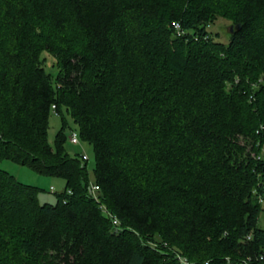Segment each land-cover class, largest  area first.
<instances>
[{
	"label": "trees",
	"instance_id": "1",
	"mask_svg": "<svg viewBox=\"0 0 264 264\" xmlns=\"http://www.w3.org/2000/svg\"><path fill=\"white\" fill-rule=\"evenodd\" d=\"M263 149L264 0H0V264H264Z\"/></svg>",
	"mask_w": 264,
	"mask_h": 264
},
{
	"label": "rangeland",
	"instance_id": "2",
	"mask_svg": "<svg viewBox=\"0 0 264 264\" xmlns=\"http://www.w3.org/2000/svg\"><path fill=\"white\" fill-rule=\"evenodd\" d=\"M214 37L217 35V40L226 44L229 40V22L218 19L208 29ZM177 35V34H176ZM43 58H46L44 62V69L48 74L55 76L57 74V67L54 64V60L47 53L42 54ZM68 127L64 130L66 141L64 148L66 153L70 157H80L81 155L87 156L88 160L86 163L87 172L89 175L90 185H94L93 169L95 166V154L90 144L80 140L77 132V127L72 119L66 115ZM62 121L61 118L51 113L48 121L47 129V141L49 144L53 143L55 134L61 129ZM76 133L78 136L79 144H72L70 142V135ZM264 154V149H263ZM0 168L8 172L19 182L38 188V202L40 204H56L58 194L64 190L65 183L63 179L54 176H42L27 166H21L8 160L0 161ZM258 226L264 228V211L260 214Z\"/></svg>",
	"mask_w": 264,
	"mask_h": 264
},
{
	"label": "built area",
	"instance_id": "3",
	"mask_svg": "<svg viewBox=\"0 0 264 264\" xmlns=\"http://www.w3.org/2000/svg\"><path fill=\"white\" fill-rule=\"evenodd\" d=\"M172 27L175 29L177 36H181V35H183V31H182V29H181V27H180V24H179L178 22H173V23H172ZM69 139H70V142H71L72 144H76V143H78V138H77V135H76L75 133H72V134L70 135ZM81 159H82V160H87L88 158H87V156L82 155ZM97 189H98V187H96V186H94V185H90L89 188H88V192H89V194H91V195H95V191H96ZM113 223H114L115 225L118 224V222H117L116 220L113 221Z\"/></svg>",
	"mask_w": 264,
	"mask_h": 264
}]
</instances>
